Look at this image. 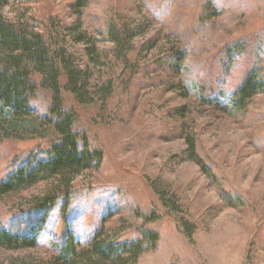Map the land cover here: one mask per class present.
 I'll list each match as a JSON object with an SVG mask.
<instances>
[{"label":"rangeland","instance_id":"374dc122","mask_svg":"<svg viewBox=\"0 0 264 264\" xmlns=\"http://www.w3.org/2000/svg\"><path fill=\"white\" fill-rule=\"evenodd\" d=\"M0 19L59 56L60 110L97 153L0 199V228L40 232L0 264H264V0H0ZM53 104L38 86L27 134L0 135V182L56 137Z\"/></svg>","mask_w":264,"mask_h":264},{"label":"trees","instance_id":"16d2710c","mask_svg":"<svg viewBox=\"0 0 264 264\" xmlns=\"http://www.w3.org/2000/svg\"><path fill=\"white\" fill-rule=\"evenodd\" d=\"M0 49L2 52L0 55V135L12 132L27 134L24 119L28 120V116L32 114L33 95L37 87L43 85L48 86L54 94L51 124L56 133V137L46 148L34 153L0 182V199L8 194L32 187L49 177L57 176L66 179L93 167L97 161L96 151H87L84 141L73 129V117L60 110L62 86L59 77L62 67L57 61L59 56H55L56 52H52L41 37L25 35L1 19ZM63 60L65 61L64 58ZM64 64L68 71L65 62ZM30 66L39 70L40 80H34L31 77L28 70ZM77 80L78 77L69 73L67 85L75 92L78 90ZM261 84L262 79L256 74L247 77L238 91L231 93L229 103L234 107L242 106L262 88ZM39 234L35 226L27 231L16 233H13L9 227L0 228V248L15 250L33 247L38 241ZM93 248L94 252L101 257L106 256L108 252L115 254L111 246L103 251L95 243ZM64 253L67 263L73 259L72 246L65 249Z\"/></svg>","mask_w":264,"mask_h":264}]
</instances>
